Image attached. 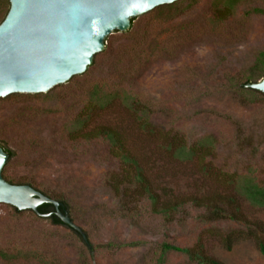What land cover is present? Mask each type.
Segmentation results:
<instances>
[{"label": "rangeland", "instance_id": "1", "mask_svg": "<svg viewBox=\"0 0 264 264\" xmlns=\"http://www.w3.org/2000/svg\"><path fill=\"white\" fill-rule=\"evenodd\" d=\"M219 1L178 0L156 7L136 17L131 30L109 35L83 74L47 93L0 98V145L14 152L4 178L65 200L89 240L86 244L30 209L0 203V249L10 254L0 257V264H152L163 242L188 247L203 234L209 252L225 264H264L256 240L240 239L228 251L209 236L212 226L224 231L243 224L204 222L201 211L190 206L172 221L154 216L143 201L123 210L110 187L120 164L107 144L70 139L72 122L93 90L125 88L152 108L156 134L140 130L135 111L120 99L91 125L124 131L163 199L226 189L234 173L264 185V94L242 87L264 51V12L256 10L264 11V0H243L228 21L217 25ZM167 132L189 146L209 137L211 150L201 154L205 159L173 158L162 148ZM243 205L248 219L264 223V207ZM165 264L189 263L172 252Z\"/></svg>", "mask_w": 264, "mask_h": 264}, {"label": "trees", "instance_id": "2", "mask_svg": "<svg viewBox=\"0 0 264 264\" xmlns=\"http://www.w3.org/2000/svg\"><path fill=\"white\" fill-rule=\"evenodd\" d=\"M242 1L243 0H220L219 4H221V6L216 7L214 13V24L218 25L228 21L230 18L229 16L234 15L237 5ZM9 5V0H4L1 3L0 10L5 6L7 8L5 13L0 17V23L6 16ZM170 6L172 5H169V7ZM160 9H162V7H160ZM256 10L264 12L262 9L257 8ZM135 19L136 18L132 19L130 30L134 27ZM94 62L95 58L92 64H94ZM255 76L258 77L256 78ZM263 77L264 51H261L253 66L252 74L242 84V87L246 88L245 84L247 82L259 81ZM246 89L254 93L259 92L250 88ZM116 99H120L122 103L135 111L137 119L140 121V130L142 129L148 132L147 134H149V136L150 134H156V128L151 121L153 110L141 98L132 95L125 88L116 92H109L97 88L91 92L88 104L72 122L70 139L73 143H93L101 141L107 144L110 154L120 164V170L111 174L110 187L114 191L116 197L119 198L121 208L123 210L126 207L131 209L132 204H138L139 201H143L150 206V213L154 216H161L167 221H172L174 214L180 212L184 207L190 206L197 211H201V217L204 222L232 221L243 224L238 225L237 228L224 231L213 226L208 229L209 236H215L224 249L229 251L240 239L252 238L256 240L261 254H264V223L261 220L248 219L243 205L246 201L254 207L263 208L264 185L260 184L255 178L249 175L234 173L228 175L229 178L224 183L226 184V189L208 191L201 195H191L187 198L177 199L176 201H166L162 198L161 194L157 193L154 189L148 167L142 156L131 147L124 131L112 125H91V120ZM165 139L167 141L162 147L165 152L173 158L182 161L205 159L201 154L204 151L209 154L211 150L209 147H211L212 143L209 137L202 138L194 145L190 146L185 140L181 139L180 136L178 137L177 134L171 135L167 132L164 134V140ZM3 148L9 153V161L14 155V152L5 146H3ZM8 161L5 166L8 164ZM8 181L14 183L13 180ZM29 185L33 186L32 184ZM43 193L46 194L45 192ZM55 199L61 201L62 211L67 212L74 221L69 211L68 203L62 199ZM16 210L18 209L16 208ZM39 210L43 213L55 211L54 205L51 203L41 205ZM143 217H145V215H141V218ZM46 218L55 225H62L69 228L85 242L78 231L64 224L55 213ZM206 240V236L203 234L192 246L188 247H181L174 243L163 242L161 251H159V257L152 264H165L168 255L172 252L183 254L189 264H225L222 260L209 252ZM0 257L8 259L10 258V254L0 249ZM44 264L47 263L45 262Z\"/></svg>", "mask_w": 264, "mask_h": 264}, {"label": "water", "instance_id": "3", "mask_svg": "<svg viewBox=\"0 0 264 264\" xmlns=\"http://www.w3.org/2000/svg\"><path fill=\"white\" fill-rule=\"evenodd\" d=\"M178 0H9L0 23V98L15 93H47L81 75L106 47L116 31H127L132 19ZM264 94V77L245 84ZM9 153L0 145V203L48 217L55 213L78 231H85L61 209V201L29 184H14L3 176ZM54 205V212L39 207Z\"/></svg>", "mask_w": 264, "mask_h": 264}]
</instances>
